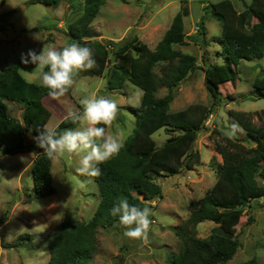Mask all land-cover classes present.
<instances>
[{
  "label": "trees",
  "instance_id": "obj_1",
  "mask_svg": "<svg viewBox=\"0 0 264 264\" xmlns=\"http://www.w3.org/2000/svg\"><path fill=\"white\" fill-rule=\"evenodd\" d=\"M28 1L57 6L61 0ZM104 1L68 0L70 8L77 3L80 5L78 14L66 24L69 45L77 42L93 49L96 59L93 69L80 73L105 74L108 89L120 88L124 81H131L142 89V94L137 105L129 106L135 121L131 132L124 138L123 148L118 155L100 165L99 177H93L99 197L92 215L87 220H72L65 216L48 232L47 264H88L97 247V228L120 224L119 216L111 214L118 198H127L130 204L142 208L162 195L155 176L192 169L200 160L199 150L193 147L197 132L204 127L212 105L222 98L219 84L234 80L235 66L241 59L264 56V0H250L242 10H237L232 0L208 2L206 11L209 10L211 16L220 22V33L209 40L218 43L220 50L216 53L223 57V62L208 63L204 71L203 82L212 103L195 101L170 109L176 86L196 67V57L192 53L174 46L187 43L183 29L187 5H182L174 14L151 48L136 35L119 42L91 38L98 34L91 23ZM11 12V9L0 12V30L6 28L4 21ZM203 20L202 16L201 22ZM205 33L201 24L196 35L190 37L196 43L206 45ZM63 47L57 46L58 49ZM19 67L20 61L16 60L0 69V150L10 154L33 151L31 192L36 196L49 195L55 191L50 172L51 160L34 139L41 132L39 115L43 109V97L49 90L40 83L26 80ZM160 87H166L167 92L157 96L155 91ZM250 96L264 97V76L255 79L251 92L241 98ZM227 98L234 99V96L228 94ZM8 101L19 105L17 117L9 114ZM229 114L255 144L248 145L227 135H224L223 143L216 144L221 160L215 162V181L201 197L191 202L187 218L173 226L180 245L178 250L169 254V264L227 261L240 245L239 239L229 229L244 214V202L264 196V121L253 122V112L249 110L230 109ZM75 126L66 115L53 129L62 132ZM159 128L164 129L167 137L156 145L152 133ZM204 219H211L215 224L205 237H199L195 224ZM19 240L5 245H16ZM235 264L260 262L256 256H251Z\"/></svg>",
  "mask_w": 264,
  "mask_h": 264
},
{
  "label": "rangeland",
  "instance_id": "obj_2",
  "mask_svg": "<svg viewBox=\"0 0 264 264\" xmlns=\"http://www.w3.org/2000/svg\"><path fill=\"white\" fill-rule=\"evenodd\" d=\"M213 1L216 0H105L91 23L98 34L91 38L119 42L136 35L152 48L174 14L182 5H187L188 13L183 15L187 43L174 46L192 53L196 57V67L176 86L170 109L195 101L210 105L212 97L203 82L204 71L208 63L223 62L222 55L216 53L220 50L218 43L209 40L220 33V22L205 9V5ZM249 1L232 0L237 10H242ZM10 9L11 15L4 21L6 28L0 30V69L19 60L21 75L28 81L40 83L39 74L34 72L36 65L21 63V54L30 49L39 54L44 45L56 48L59 45L68 46L66 24L78 14L80 5L77 3L70 8L68 0H61L57 6L28 0H0V12ZM202 16L204 20L201 22ZM201 24L206 30V45L196 43L190 37L196 35ZM158 68L159 65L156 66ZM235 69L233 81L219 84L222 98L212 105L204 127L197 132L193 147L199 150V162L196 161L192 169L154 177L162 195L149 201L148 206L152 209L149 242L145 244L125 237L123 233L126 229L119 223L99 226L97 247L88 264H169V254L178 250L180 245L173 226L187 218L191 202L201 197L215 181V162L221 160L216 144L224 142V135L230 136L226 121L228 124L237 123L229 110H249L253 112V122L264 121V97L241 98L251 92L255 79L264 76V56L241 59ZM166 92V87L155 91L157 96ZM93 93L117 101L119 114L107 130L121 133L124 139L135 121L134 112L129 106L139 103L142 89L127 80L120 88L108 89L105 74L79 73L73 88L57 99V104L62 101L64 108H68L66 104L70 103L73 109H67L66 114L63 109L59 110L60 106L50 104L47 94L39 115L41 132L45 125L53 128L69 112H82L81 100ZM228 94L233 95L234 99L227 98ZM7 106L9 114L19 115L17 103L8 101ZM48 108H55L56 111L53 109L52 113ZM152 137L156 145H160L167 133L159 128L152 133ZM234 137L245 144H255L245 129ZM33 157L34 152L30 150L12 154L0 150V264H47L48 232L65 216L72 220H87L98 202L97 183L93 177L82 176L75 171L80 157L67 154L58 160H51L50 172L55 191L44 196L34 195L31 192L33 182L30 172ZM243 212L239 222L229 229L239 239L240 245L231 258L215 264H235L251 256H256L260 264H264V196L245 201ZM214 224L211 219L197 222L196 235L205 237ZM18 239L16 245H5Z\"/></svg>",
  "mask_w": 264,
  "mask_h": 264
},
{
  "label": "clouds",
  "instance_id": "obj_3",
  "mask_svg": "<svg viewBox=\"0 0 264 264\" xmlns=\"http://www.w3.org/2000/svg\"><path fill=\"white\" fill-rule=\"evenodd\" d=\"M34 38L38 39V36ZM21 63L36 65L34 72L39 74L40 85L49 90L52 99H59L73 88L80 72L96 66V59L93 49L73 42L62 49L44 45L39 54L30 49L21 54ZM81 104L82 112L68 113L75 128L59 132L45 125L44 130L34 139L48 159L58 160L66 154L80 157L75 171L82 176L99 177L100 165L118 155L124 145L121 133H110L107 130L117 119L119 105L116 100L95 93L86 95ZM226 125L230 137L243 132L237 123L228 124L226 121ZM111 214L119 216L120 224L126 229L123 233L125 237L145 244L149 242L152 225L150 206L141 208L121 197L111 209Z\"/></svg>",
  "mask_w": 264,
  "mask_h": 264
},
{
  "label": "crops",
  "instance_id": "obj_4",
  "mask_svg": "<svg viewBox=\"0 0 264 264\" xmlns=\"http://www.w3.org/2000/svg\"><path fill=\"white\" fill-rule=\"evenodd\" d=\"M45 96H46V95H45ZM45 96H44V97H45ZM44 97H43V99H44ZM47 98H49L50 104H51L53 107H54V106H60V107H59V110H62V109H63V113H65V114L67 113V111H66L67 109H69V110H70V109H73V108L69 105L70 103H67V104H66V106L68 105V108H64V106H63V104H62V101H60L59 104H57V102H58L57 99H52L49 95H48ZM42 101H43V100H42ZM67 102H68V101H67ZM42 104H43V103H42ZM48 109H50V108H48ZM53 109L55 110V108H51V109H50V111L52 110V113H53V111H54ZM59 110H58V112H59ZM55 111H56V110H55ZM56 116H57V119L60 118V117L58 116V114H57Z\"/></svg>",
  "mask_w": 264,
  "mask_h": 264
}]
</instances>
